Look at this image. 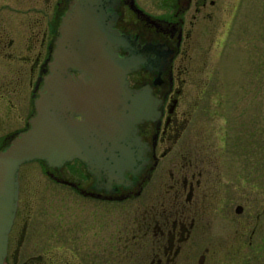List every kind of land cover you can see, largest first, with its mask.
<instances>
[{"label":"flooded vegetation","instance_id":"af4514ba","mask_svg":"<svg viewBox=\"0 0 264 264\" xmlns=\"http://www.w3.org/2000/svg\"><path fill=\"white\" fill-rule=\"evenodd\" d=\"M76 1L0 0V110L10 128L0 139V151L31 128L37 102L53 75L64 19ZM108 3L113 29L126 39L115 51L134 62L125 90L145 100L146 118L128 137L142 161L121 177L96 174L78 158L60 166L46 160L24 164L3 264H201V257L202 264H251L253 257L264 264V214L257 216L249 239L251 222L240 217V240L232 243L226 231L234 193L215 173L221 167L219 143L226 142L220 133L226 129L215 118L241 113L244 95L231 93L224 80L212 86L214 71L202 61L205 49L199 36H212L220 23L217 13L229 11L228 3ZM69 72L82 75L73 68ZM27 87L32 111L23 117ZM124 109V104L117 107L119 113ZM206 114L214 118L209 126ZM229 130L242 133L234 125ZM224 197L228 207L222 206L217 223ZM235 211L241 216L244 207L239 204ZM205 218L206 244L200 241V220ZM256 233L260 236L254 243ZM253 247L258 250L251 256L246 250Z\"/></svg>","mask_w":264,"mask_h":264},{"label":"water","instance_id":"95a60500","mask_svg":"<svg viewBox=\"0 0 264 264\" xmlns=\"http://www.w3.org/2000/svg\"><path fill=\"white\" fill-rule=\"evenodd\" d=\"M108 1H76L64 19L53 75L37 102L31 128L0 151V264L7 255L19 201L18 174L24 164L46 160L60 166L78 158L96 174L121 177L142 161L128 137L146 118L145 100L125 90L124 79L134 62L115 51L126 39L110 23ZM69 68L82 75L73 76ZM119 104L125 105L124 113L118 112ZM77 115L86 119L80 121Z\"/></svg>","mask_w":264,"mask_h":264},{"label":"rangeland","instance_id":"374dc122","mask_svg":"<svg viewBox=\"0 0 264 264\" xmlns=\"http://www.w3.org/2000/svg\"><path fill=\"white\" fill-rule=\"evenodd\" d=\"M225 3H228L229 11L217 13L220 23L225 25L217 22L212 36L204 33L199 36V40L205 49L202 61L208 63L209 71H214L212 86L224 80L231 93L244 95L241 113L231 115L224 112L215 118L217 125L226 129L220 132L226 142L223 139L219 143L222 148L219 149L221 167L215 173L221 175L219 179L222 185L234 193L230 201L231 223L226 233L232 243H237L240 240V217L251 222L247 232L249 239L256 226L257 216L264 214V0H225ZM25 91L27 103L21 107L23 117L32 111V105L28 104V87ZM3 92L4 89L0 90V94ZM208 100L210 102L213 97L210 96ZM3 116L0 110V139L10 130ZM211 121L214 118L206 114L205 124L209 126ZM233 125L241 129L242 133L234 135L229 130ZM231 141L234 146H230ZM228 203L226 198L219 208L228 207ZM239 204L244 207L241 216L235 211ZM222 214L221 209L217 223L222 220ZM262 219L264 223V216ZM207 223V218L200 220V241L205 244L208 237ZM202 229H205L204 233ZM259 236L256 233L254 243ZM257 250L253 247L246 252L254 256ZM252 259L251 264H256L254 257ZM132 264L143 263L135 261Z\"/></svg>","mask_w":264,"mask_h":264}]
</instances>
